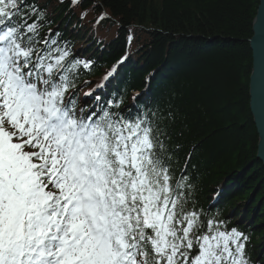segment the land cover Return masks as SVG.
I'll list each match as a JSON object with an SVG mask.
<instances>
[{"label": "trees", "instance_id": "trees-1", "mask_svg": "<svg viewBox=\"0 0 264 264\" xmlns=\"http://www.w3.org/2000/svg\"><path fill=\"white\" fill-rule=\"evenodd\" d=\"M259 2L0 0L8 29L22 27L10 39L19 55L13 60L26 64L24 53L42 48L48 37L52 46L41 57L54 50L49 66L61 69L64 89L92 86L114 70L99 126L108 131L105 156L120 131L125 149L140 145L138 165L128 164L121 183L114 173L123 197L111 188L109 198L118 203L107 201L106 211L125 222L119 235L108 233L122 241L114 243L117 264L128 253L144 264H199L213 234L237 236L244 262L264 264V165L249 105V40ZM136 36L144 41L136 43ZM149 75L148 107L136 106L137 97L130 104L134 92L125 87L141 91ZM180 226L189 234L169 240ZM209 256L215 264L233 262L225 249Z\"/></svg>", "mask_w": 264, "mask_h": 264}, {"label": "rangeland", "instance_id": "rangeland-1", "mask_svg": "<svg viewBox=\"0 0 264 264\" xmlns=\"http://www.w3.org/2000/svg\"><path fill=\"white\" fill-rule=\"evenodd\" d=\"M10 83L13 84L15 82L11 75H8L6 77L5 86H0V92H3V95L0 97V123L3 125L2 135L0 136L1 150L7 158L11 157V162L18 169H21L23 166V160L15 156V152L20 146H24L27 152L40 151L39 148H42L44 151L43 157H48L47 154H49L54 160L58 161L59 165L64 163V172L63 168L57 171L56 163L49 157L52 160V164L55 166V171L50 177V180L44 183L42 188L39 189L40 195L37 193L38 191H35L36 185H34L32 178L27 179L25 186L26 192L34 196L35 202H41L43 198L47 199V194H54L63 190L67 191L69 186L68 179L72 180L73 185L76 186L75 191L72 192L75 193L80 183V175L76 174V169H80L79 167L81 165L80 155L74 153V150L71 148V141L68 139L67 135L63 134L60 128L50 129L45 127L44 121H40V114L37 110L39 115L35 114L34 119L29 120L26 129L21 128L22 124L25 122V114L31 112L34 101H32V97L24 88H20L18 95H16L15 92H13L12 95H8L6 88ZM24 92H26L28 96L26 94L23 96ZM41 130H44L48 137L45 144L42 141ZM6 132L10 135V140H7ZM75 198L76 197H74L73 200H75ZM79 210L82 211V206L76 201L71 213L74 224L70 225L68 228L71 240L76 244V249L82 252V248L83 251L87 248H92L93 243H91L90 239L93 230L88 223L82 220L81 215H79ZM56 226H58V224ZM76 227L86 229L88 235H86L85 232L82 233L83 240L82 237H78L81 231L79 229L74 230Z\"/></svg>", "mask_w": 264, "mask_h": 264}, {"label": "water", "instance_id": "water-1", "mask_svg": "<svg viewBox=\"0 0 264 264\" xmlns=\"http://www.w3.org/2000/svg\"><path fill=\"white\" fill-rule=\"evenodd\" d=\"M249 40L252 68L249 81V105L258 135L257 158L264 165V0H260Z\"/></svg>", "mask_w": 264, "mask_h": 264}, {"label": "bare ground", "instance_id": "bare-ground-1", "mask_svg": "<svg viewBox=\"0 0 264 264\" xmlns=\"http://www.w3.org/2000/svg\"><path fill=\"white\" fill-rule=\"evenodd\" d=\"M142 28H143V26H141L140 28H134L133 27V30L132 29H128L127 31H128L129 34L133 35V33H138L139 29H142ZM143 41H144V38L142 36H136V40H135L136 43L140 44ZM142 46L139 45V49L137 50V53H139V54L142 53L141 52ZM142 59H143L142 63H144L146 59L148 60V57L145 56V54H144ZM139 69H142V67L140 66ZM119 74L126 75V72H120ZM152 78H153V75H149V80L146 81V83L144 84V87L142 88L141 91H135V89L130 87V86H126L125 87L126 91L128 90L129 93H133L134 92V95L137 97L138 102H136V106L140 105L143 108H147L148 107V105L150 103V100H148L149 97H150V94L149 95H147V94L150 93L149 91H150V88H151V80L153 82V79H154V78L153 79ZM153 84H154V82H153ZM234 181H237V180L234 179ZM229 188H231V185L225 186L226 190H228Z\"/></svg>", "mask_w": 264, "mask_h": 264}]
</instances>
